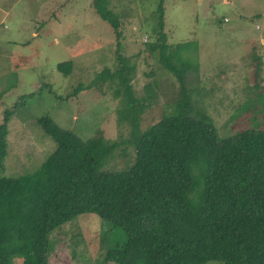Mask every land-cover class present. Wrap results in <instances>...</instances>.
<instances>
[{
    "label": "rangeland",
    "instance_id": "1",
    "mask_svg": "<svg viewBox=\"0 0 264 264\" xmlns=\"http://www.w3.org/2000/svg\"><path fill=\"white\" fill-rule=\"evenodd\" d=\"M92 3L0 0V123L12 109L6 175L35 171L55 150V141L37 122L42 115L84 141L98 130L115 140L118 148L100 169L134 163L139 131H132L159 119L181 94L180 81L159 62L158 51H147L156 41L161 13L167 45L199 46L193 60L199 70L187 77L193 112L210 115L221 136L264 126V0H163L162 12L159 0H108L119 20L118 36ZM118 54L133 69L137 106L123 103L126 83L115 72ZM66 62L72 64L69 76L57 70ZM103 70L113 73L111 81L92 83ZM101 223L98 215L84 213L56 229L50 264H115L105 259Z\"/></svg>",
    "mask_w": 264,
    "mask_h": 264
},
{
    "label": "trees",
    "instance_id": "2",
    "mask_svg": "<svg viewBox=\"0 0 264 264\" xmlns=\"http://www.w3.org/2000/svg\"><path fill=\"white\" fill-rule=\"evenodd\" d=\"M92 5L118 36L119 20L108 0ZM162 17L147 51H158L159 62L180 81L181 94L159 119L132 131L139 138L129 168L100 169L118 148L101 130L84 141L42 115L37 122L55 150L35 171L8 176L12 109H6L0 123V264L16 258L50 264L51 234L84 213L100 217L105 259L115 264H264V126L221 136L210 115L193 112L187 77L199 70L193 61L199 46L167 45ZM117 59L115 72L126 83L123 103L137 106L133 69L120 54ZM57 70L69 76L72 64L60 63ZM109 72L92 83L111 81ZM146 90L149 99L152 88Z\"/></svg>",
    "mask_w": 264,
    "mask_h": 264
}]
</instances>
